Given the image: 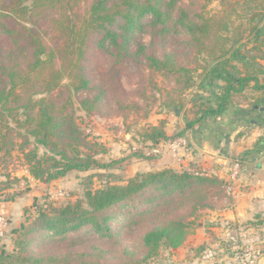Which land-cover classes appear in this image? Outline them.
Listing matches in <instances>:
<instances>
[{"label":"trees","instance_id":"trees-1","mask_svg":"<svg viewBox=\"0 0 264 264\" xmlns=\"http://www.w3.org/2000/svg\"><path fill=\"white\" fill-rule=\"evenodd\" d=\"M80 2L0 0V38L9 44L15 56L13 64L3 68L2 75L7 77L5 86L3 76L0 77V120L7 114L24 116V120L17 122L19 129L24 130L19 150L35 180L51 184L72 171L112 168L79 150L84 146L92 150L93 146L86 141L87 136L76 124L73 113L68 112L71 93L94 92V82L82 65L91 40L96 50L112 56L117 66L131 58H136L134 62L145 58L150 69L164 71L170 77L188 71L178 68L171 54L166 53L163 59L146 56L147 46L139 37L147 29L162 38L184 37L199 52L207 53L209 60L201 74L203 85L199 86L209 96L199 97L187 108L190 112L196 109V118L187 121L183 132L232 113L236 98L242 96L246 100V92L264 94V42H260L264 37V0H241V16L237 2L222 0L221 14L210 19L192 14L179 4L181 0H91L85 11ZM232 15L239 24L232 23ZM233 27L237 34L230 37L228 30ZM221 31L226 36H219ZM188 84L189 81L185 88ZM55 93L64 98H52ZM36 96L41 97L35 99ZM105 96L106 92L100 90L92 99L86 98L81 102L82 110L87 114L98 111ZM169 101L180 116L182 98ZM262 104L264 100L258 99L249 111L259 110ZM166 125L167 121L161 120L158 125L149 126L142 139L154 145L169 140ZM6 127L7 132H0V153L5 151L8 155L17 148L9 142L16 131L9 125ZM39 147L46 151L42 157ZM250 154L252 151L246 153ZM226 186L215 176L167 168L156 173L139 172L125 183L119 179L101 190L88 189L85 203H69L50 212L39 208L32 225L13 231L19 234L16 248L12 252L2 248L0 264H89L76 263L68 255L47 258L39 246L64 245L73 240L68 244L75 247L90 239L119 242L124 233L139 229L146 219L153 224L141 238L148 260L162 247L180 248L201 211L222 206ZM188 201L191 206L187 217H170Z\"/></svg>","mask_w":264,"mask_h":264},{"label":"rangeland","instance_id":"rangeland-1","mask_svg":"<svg viewBox=\"0 0 264 264\" xmlns=\"http://www.w3.org/2000/svg\"><path fill=\"white\" fill-rule=\"evenodd\" d=\"M90 2L91 0H81V9L85 11L90 6ZM227 2H237V8L240 11L238 14L241 16V0H227ZM179 4H182L192 14H201L206 19L222 12V0H181ZM234 16L232 15L230 18L232 23L239 24V20ZM224 19L227 21L229 17ZM228 32L230 37H232L231 34H237L234 27L230 28ZM225 34V31H221L219 36H226ZM139 38L147 46L146 56L153 55L163 59L166 53L171 54L175 65L183 67L188 73L180 72L175 75L176 77H170L164 71L150 69L149 62L145 58L136 62H134L136 58H131L126 61L127 63H122V66H117L115 59L110 55L98 52L94 41L91 40L82 65L86 74L94 82V92L71 93L72 102L68 107V112L73 113L76 124L87 136L86 141L93 146L92 150L85 148L86 146L80 147L79 150L84 154L94 155L101 164L112 165V168L97 167L88 172L72 171L65 178L51 184L41 183L29 174V169L19 150V146L23 142L24 130L19 129L17 122L24 120V116L7 114L4 119L0 120L2 121V123L0 122V132H7L6 125L16 131L11 134L9 142H13L17 148L14 149V147L8 155L5 151L0 153V208L2 204L16 203L18 204L16 209L20 212V221L15 226L11 225L13 223L11 213L12 217L0 213V217L5 218L0 242L6 243L10 252L15 250L16 240L19 237V234H13V231L20 230L23 225H32L38 217L37 210L39 208L42 207L45 211L50 212L53 208L69 203L78 201L85 203V194L88 189L101 190L108 183L115 184L116 181L118 183L119 179L125 183L137 174H133V166L137 168L136 164L140 158L154 159L153 157L161 156L163 151L160 147L153 145L151 149L147 150L148 147L144 146L146 142L142 136L149 126L156 125L161 118L166 117L169 119L172 131L183 132L187 121L196 118L194 115L196 109H191L192 112H190L187 108H190L199 97L209 96V93L201 88L203 85L202 68L207 65V60H209L207 53L199 52L194 44H189L188 39L181 36L162 38L152 35L150 28ZM260 42H264V37ZM14 57L12 48L0 38V77L3 76L1 79L3 86L7 83V77L2 75L3 68L10 67ZM238 66L241 68V64ZM112 77L113 81H111ZM190 79L192 80L190 81ZM187 81H189V86L187 85L188 88H185ZM201 83L202 85L199 86ZM100 90L106 92L105 100L100 103L98 111L87 114L82 110L81 102L86 98L92 99L95 94H99ZM30 92L32 91L30 90ZM30 92L24 95L25 99L30 96ZM58 94L60 93L53 94L52 98L57 97ZM40 97L36 96L35 99ZM58 97L60 98L57 100L64 98V96ZM176 98L183 100L180 116L176 115L173 106L169 103V100ZM31 146L27 148H31ZM67 150L72 151L71 148H67ZM155 150H158L159 153H155ZM45 152L44 148L39 147L38 153L41 157ZM5 198L14 199L4 201ZM190 203V201L186 202L170 217H187L190 213ZM206 212V210L201 211L197 219L192 222L191 230H197V223L205 216ZM151 222L146 219L139 229L124 233L119 242H102L90 239L79 242L81 244L74 247L68 244L73 242L72 240L64 245L42 244L39 246V251L47 258L68 255L76 263L84 261L89 264H180L179 261L176 263L175 259L181 257L182 254L168 252L170 250L166 247H162L156 256L148 260L145 258L146 251L141 245V238L147 230L153 227ZM2 248L4 247H0V251ZM201 248L203 247H200L195 255L204 257L206 255ZM213 250L209 251L207 256H212L216 252V254L235 260L236 256L241 253V250L233 252L229 247H223L222 251H219L220 248L216 251ZM230 262L232 263V261Z\"/></svg>","mask_w":264,"mask_h":264},{"label":"crops","instance_id":"crops-1","mask_svg":"<svg viewBox=\"0 0 264 264\" xmlns=\"http://www.w3.org/2000/svg\"><path fill=\"white\" fill-rule=\"evenodd\" d=\"M246 97V100L242 96L236 98L232 113L209 119L185 132L172 131L169 119L161 118L159 122L167 121L165 132L169 140L155 145L147 141L144 146L147 150L153 145L160 147L162 155L154 159L140 158L137 168L133 166V174L170 168L215 176L227 183L222 206L207 211L186 242L180 248L168 251L182 254L175 259L176 263L230 264L232 261L234 264L231 257L216 252L207 256L213 249L222 251L223 247H229L233 252L241 250V256L247 252L259 264H264V105L250 112L255 101L264 100V94L249 91ZM236 110L241 113H235ZM261 140L262 146L257 149ZM250 151L252 154L247 156ZM240 159L241 164L238 163ZM236 164L240 169L234 178ZM17 205L6 203L0 208L1 214L13 215L12 226L20 221ZM0 247H7V244L0 242ZM200 247L206 256L195 255Z\"/></svg>","mask_w":264,"mask_h":264},{"label":"built area","instance_id":"built-area-1","mask_svg":"<svg viewBox=\"0 0 264 264\" xmlns=\"http://www.w3.org/2000/svg\"><path fill=\"white\" fill-rule=\"evenodd\" d=\"M154 152L157 154L159 153L158 150H155ZM239 169H240L239 164H236L235 171L233 172L234 178H237L236 176L238 175ZM227 189L228 191H230L229 187ZM4 223H5V218L0 217V237L3 236ZM234 264H259V262L257 261V259L252 257L249 253L244 252L242 256H241V253L236 256Z\"/></svg>","mask_w":264,"mask_h":264},{"label":"water","instance_id":"water-1","mask_svg":"<svg viewBox=\"0 0 264 264\" xmlns=\"http://www.w3.org/2000/svg\"><path fill=\"white\" fill-rule=\"evenodd\" d=\"M153 173H156V172H153Z\"/></svg>","mask_w":264,"mask_h":264}]
</instances>
